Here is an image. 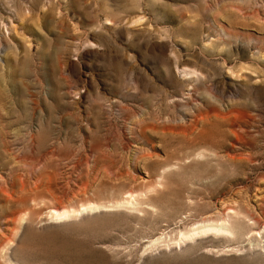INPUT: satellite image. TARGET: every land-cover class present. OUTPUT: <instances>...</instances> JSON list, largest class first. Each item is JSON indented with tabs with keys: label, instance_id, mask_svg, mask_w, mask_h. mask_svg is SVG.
<instances>
[{
	"label": "rangeland",
	"instance_id": "374dc122",
	"mask_svg": "<svg viewBox=\"0 0 264 264\" xmlns=\"http://www.w3.org/2000/svg\"><path fill=\"white\" fill-rule=\"evenodd\" d=\"M0 233V264H264V0H0Z\"/></svg>",
	"mask_w": 264,
	"mask_h": 264
},
{
	"label": "bare ground",
	"instance_id": "6f19581e",
	"mask_svg": "<svg viewBox=\"0 0 264 264\" xmlns=\"http://www.w3.org/2000/svg\"><path fill=\"white\" fill-rule=\"evenodd\" d=\"M56 214V213H55ZM61 216V215H60ZM6 236L4 233H0V240L2 241V239H4ZM6 240V239H5Z\"/></svg>",
	"mask_w": 264,
	"mask_h": 264
}]
</instances>
